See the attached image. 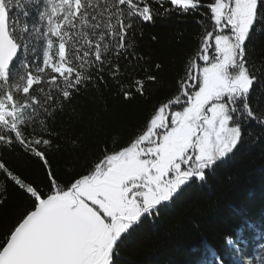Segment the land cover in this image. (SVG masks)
<instances>
[{
	"label": "snow or ice",
	"instance_id": "obj_1",
	"mask_svg": "<svg viewBox=\"0 0 264 264\" xmlns=\"http://www.w3.org/2000/svg\"><path fill=\"white\" fill-rule=\"evenodd\" d=\"M20 7L0 0V264H119L149 218L206 184L250 126L264 130V64L252 58L264 0H43L33 27L45 46L31 65L16 63L17 29L28 31L10 15ZM172 15L207 19L169 86L144 67L151 61L135 36ZM103 88L150 107L111 140L73 135L65 143L57 118ZM15 154L37 174L16 168Z\"/></svg>",
	"mask_w": 264,
	"mask_h": 264
},
{
	"label": "trees",
	"instance_id": "obj_2",
	"mask_svg": "<svg viewBox=\"0 0 264 264\" xmlns=\"http://www.w3.org/2000/svg\"><path fill=\"white\" fill-rule=\"evenodd\" d=\"M42 3L20 0L21 7L10 13L20 25H28L27 32L17 29L22 45L18 65H31L42 58L45 41L33 27L38 24ZM206 19L172 15L145 23L143 34L135 36L138 54L151 61L144 67L170 86L174 73L196 46ZM256 29L252 58L259 66L264 64V23L257 24ZM66 51H70V45ZM157 64L161 65L159 70ZM260 90L264 91V80ZM102 92V96H94L90 89L77 98L75 111L70 108L57 118L55 126L65 143L73 135L111 140L118 128H132L150 107L144 100L126 104L110 88ZM168 92L169 88H162L158 95ZM156 98L153 95L152 101ZM13 159L15 167L26 175L37 174L36 165L26 157L15 154ZM13 203L18 201L14 199ZM213 250L224 264H264V130L255 125L247 129L244 146L221 164L206 184L197 182L158 217L149 218L125 243L118 259L119 264H216Z\"/></svg>",
	"mask_w": 264,
	"mask_h": 264
}]
</instances>
